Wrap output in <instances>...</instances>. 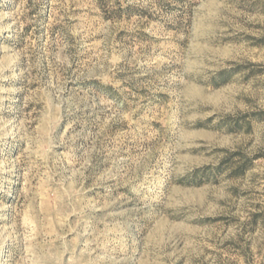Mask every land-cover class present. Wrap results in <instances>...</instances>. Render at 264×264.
<instances>
[{
    "label": "rangeland",
    "instance_id": "374dc122",
    "mask_svg": "<svg viewBox=\"0 0 264 264\" xmlns=\"http://www.w3.org/2000/svg\"><path fill=\"white\" fill-rule=\"evenodd\" d=\"M258 155L264 0H0V264H264Z\"/></svg>",
    "mask_w": 264,
    "mask_h": 264
},
{
    "label": "trees",
    "instance_id": "16d2710c",
    "mask_svg": "<svg viewBox=\"0 0 264 264\" xmlns=\"http://www.w3.org/2000/svg\"><path fill=\"white\" fill-rule=\"evenodd\" d=\"M227 81V79H223L221 82H226ZM238 156H240L241 158H243V159H241V160H244V162L242 163V165H240L239 167H237L233 172H232V174H234V175H239V174H241V173H243L244 171H245V169L249 166V162H246L245 160H247V158H245L244 156L242 157V154H240V153H236ZM259 156H264V155H258V157Z\"/></svg>",
    "mask_w": 264,
    "mask_h": 264
}]
</instances>
